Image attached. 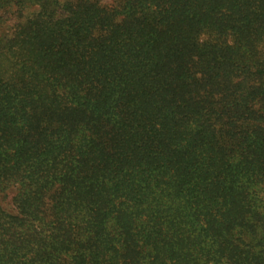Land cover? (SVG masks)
I'll list each match as a JSON object with an SVG mask.
<instances>
[{
	"label": "trees",
	"instance_id": "16d2710c",
	"mask_svg": "<svg viewBox=\"0 0 264 264\" xmlns=\"http://www.w3.org/2000/svg\"><path fill=\"white\" fill-rule=\"evenodd\" d=\"M26 4L0 37V264H264V0L0 13Z\"/></svg>",
	"mask_w": 264,
	"mask_h": 264
},
{
	"label": "rangeland",
	"instance_id": "374dc122",
	"mask_svg": "<svg viewBox=\"0 0 264 264\" xmlns=\"http://www.w3.org/2000/svg\"><path fill=\"white\" fill-rule=\"evenodd\" d=\"M103 6H113L115 5V0H97ZM38 10L37 6L26 4L23 7L17 9L15 7H9L5 11H2L0 24V37L3 35L10 36L14 29L22 23L24 19L30 17L32 14L36 13ZM10 194L3 202L2 205L11 208L10 205Z\"/></svg>",
	"mask_w": 264,
	"mask_h": 264
}]
</instances>
